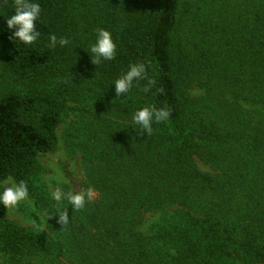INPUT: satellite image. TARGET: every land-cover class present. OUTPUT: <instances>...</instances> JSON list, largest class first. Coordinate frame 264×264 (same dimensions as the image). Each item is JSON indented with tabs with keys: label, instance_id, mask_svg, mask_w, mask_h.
<instances>
[{
	"label": "trees",
	"instance_id": "trees-1",
	"mask_svg": "<svg viewBox=\"0 0 264 264\" xmlns=\"http://www.w3.org/2000/svg\"><path fill=\"white\" fill-rule=\"evenodd\" d=\"M107 1L109 6L93 28L92 40L97 27L108 28L116 40L117 55L114 60L96 66L90 53L75 43L73 33L82 26L75 12L77 0H39L42 13L36 27L41 36L33 45L17 47L3 17L12 12L13 0H7L0 15V64L6 73L28 87L0 98V180L9 175L16 180L27 179L30 197L46 206L33 176L38 169V157L57 147V129L67 103L78 98L101 103L116 100L125 120L120 124L121 131L125 130L121 141L131 163L103 166L119 170L116 175L123 178L107 191L105 198L86 207L88 235L77 220L67 224V237L72 232L76 243L88 241L81 260L95 264H232L234 230L200 205L193 214L181 212L177 220L161 217L147 235L135 229L145 212L164 210L165 203L173 199L171 187L183 204L188 203L192 186L214 187V177L200 174L194 162L208 150L212 143L209 137L215 130L204 122L200 112L191 111L190 100H186L182 90L183 63L178 60L186 48L178 34L194 9L189 7L188 0ZM51 33L69 36L70 43L49 47ZM258 33L248 84L252 98L264 102V26L259 27ZM135 61L148 65V76L155 80V85L144 93L147 81L141 80L129 94L116 97L112 82ZM146 104L167 107L171 115L168 121L153 124L150 136H137L126 127L132 111ZM113 138L118 145L120 137L116 131ZM212 162L211 157L209 164ZM97 223L99 231L95 229ZM24 249L46 252L48 246L11 220L0 205V252ZM255 258L264 261V251L256 250Z\"/></svg>",
	"mask_w": 264,
	"mask_h": 264
},
{
	"label": "rangeland",
	"instance_id": "rangeland-1",
	"mask_svg": "<svg viewBox=\"0 0 264 264\" xmlns=\"http://www.w3.org/2000/svg\"><path fill=\"white\" fill-rule=\"evenodd\" d=\"M188 5L194 10L178 34V39L186 45L178 58L183 63L182 90L186 100H190L191 111L200 112L204 122L215 130L209 137L212 143L208 150L194 162L198 172L214 177L215 183L208 189L192 186L187 204L181 202L171 187L173 199L165 203L164 210L145 212L135 229L147 235L161 217L177 220L181 212L193 214L200 205L206 212L224 219L229 229L234 230L232 264H264L255 258L256 250L264 251V102L252 98L248 84L253 70L252 49L260 36L259 27L264 26V0H188ZM76 6L82 26L73 36L78 47L84 49L92 43L93 28L104 18L102 14L109 3L77 0ZM220 36H224L223 41L216 40ZM27 87L25 82L6 73L0 64V98L10 91H25ZM121 114L116 100L101 103L78 98L67 103L57 129V147L38 157V169L33 176L46 206L30 197L31 205L21 204L17 211L6 210L11 220L41 238L48 251L0 252V264H95L81 260L88 241L76 243L72 232L67 237L68 225L62 227L58 223L55 202L48 195L49 180L53 187L62 186L64 190L82 191L91 184L97 193L92 203L105 198L107 191L114 189L123 177L116 175L119 170L103 166L131 163L121 141L125 132L121 131L120 124L125 121ZM115 131L120 137L118 145L113 143L117 141L113 138ZM211 157L213 162L209 164ZM62 180L68 184H62ZM60 207H68L67 202ZM70 210L71 207L70 222L82 223L88 235L86 208L77 215ZM48 215L53 216L47 220ZM41 223L44 227L38 228ZM98 223L95 229L99 231Z\"/></svg>",
	"mask_w": 264,
	"mask_h": 264
},
{
	"label": "clouds",
	"instance_id": "clouds-1",
	"mask_svg": "<svg viewBox=\"0 0 264 264\" xmlns=\"http://www.w3.org/2000/svg\"><path fill=\"white\" fill-rule=\"evenodd\" d=\"M6 4L7 0H0V15H3ZM11 8L12 12L10 15H3L6 27L11 33L10 39L14 41L16 47L18 44L24 46L33 45L41 36L40 31L36 27V22L40 19L42 13L39 0H13ZM69 43L70 38L67 35L58 37L56 34L51 33L48 36V46L51 48H55L57 44L65 46ZM84 49L90 53L91 60L96 66L102 62L114 60L117 55L116 40L112 31L105 27H97L95 29L93 42ZM141 80L147 81L143 85L142 90L144 93L150 92L156 83L153 78H149L148 65L145 62H131L127 70L112 82L115 85L116 97L129 94ZM162 91L163 89H157V92ZM170 115L171 110L167 107L157 108L154 104H146L132 111L130 124L126 128H131L137 136H144L145 133L150 136L153 133V124L168 121ZM52 166L49 165V167ZM57 179L62 178L57 177ZM62 184L66 185L68 181L62 180ZM48 195L50 200L55 202L53 208L58 214V223L63 227L69 224L71 219L68 214L69 207H71L73 212L81 211L95 200L97 193L91 184L82 191L72 188L64 190L62 186L53 187L50 178ZM65 201L68 207L61 208L60 205ZM32 203L27 179L16 180L9 175L0 180V205L7 212L17 211L21 204L31 205ZM45 212H49V209H45ZM37 214L39 215L38 212ZM51 216L53 215H48L46 219L48 220ZM39 217V220H41L42 217L40 215ZM43 227V223L38 226V228Z\"/></svg>",
	"mask_w": 264,
	"mask_h": 264
}]
</instances>
